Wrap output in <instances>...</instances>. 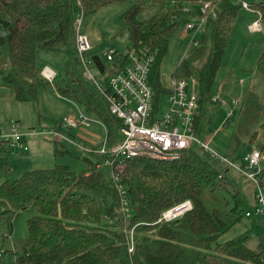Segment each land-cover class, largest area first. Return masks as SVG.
<instances>
[{
    "label": "trees",
    "instance_id": "16d2710c",
    "mask_svg": "<svg viewBox=\"0 0 264 264\" xmlns=\"http://www.w3.org/2000/svg\"><path fill=\"white\" fill-rule=\"evenodd\" d=\"M206 1L211 4L206 13L212 9L214 17H208L198 35V46L192 47V52L181 59L173 73V76H194L197 81L194 133L198 137L205 107L216 93L221 59L242 2L0 0V31L5 33L3 37L0 33V53L8 62V67L0 66L2 83L10 88L16 102L36 106L37 83L43 80L40 72L46 66L39 62L37 53H64L67 56L64 76L57 78L56 75L52 84L46 82L47 85L63 99L81 105L90 118L101 121L107 129L109 143L118 141L120 121L109 113L99 92L79 74L80 66L74 54L75 19L79 14L91 15L110 4L129 6L120 16L129 33L127 51H115L106 65L97 57L92 58L99 72L104 68L107 76H111L127 66L125 54L129 50L151 51L154 61L148 82L157 103L166 93L159 76L160 61L170 38L181 28L182 8L189 7V17H195L197 9ZM248 6L264 19V0ZM147 12L149 16L140 19ZM203 54V64L196 67ZM254 70L264 75V49L255 61ZM263 113L260 98L254 88H248L237 121L241 125L240 117L243 120L248 117L252 125L248 129L241 126V135L233 132L226 153H218L232 160L243 147L248 145L244 151L254 148L250 146L257 139L253 129L259 126ZM52 143L54 155L68 154L59 148L55 139ZM258 150L261 153L262 149ZM85 161L87 168L81 172L55 163L49 168L25 171L10 182L12 166L8 146L0 141V172L4 177L0 184V220L10 221L27 209L35 213L27 220V237L14 243L15 264H264V233L255 235L254 244H250L249 233L218 241L257 202L255 194L249 202L247 194L234 183L229 176L233 169L228 164L212 158L196 145L175 161L146 157L125 159L119 173L125 204L112 180L111 170ZM205 198L215 204L208 206ZM184 200L192 203L190 211L175 221L156 223L163 211ZM244 203L248 209H244ZM129 242L133 243L131 251ZM0 264H3L1 259Z\"/></svg>",
    "mask_w": 264,
    "mask_h": 264
},
{
    "label": "rangeland",
    "instance_id": "374dc122",
    "mask_svg": "<svg viewBox=\"0 0 264 264\" xmlns=\"http://www.w3.org/2000/svg\"><path fill=\"white\" fill-rule=\"evenodd\" d=\"M259 1L261 0H234V2H244L247 5ZM128 7L127 4H110L100 8L96 13L81 16L80 31L87 35L91 44L89 51L91 63L87 68L92 76L102 83L103 75L99 72L96 63L92 61V57L99 58L106 65L104 56L106 51L111 49L120 53L127 51L130 46L129 33L124 28L120 16ZM149 14L150 12L140 15V19L147 18ZM257 19L259 16L253 10L239 9L216 77V86L223 89L221 92V89L216 87V92L220 93L219 96L226 102V105H218L217 102L209 101L199 125L198 138L200 140L209 138V147L222 154L228 150L233 132L241 135L243 133L241 126L245 125L248 129L252 125L248 117L244 120L242 116L240 117L241 125L237 121V114L246 90L250 87L254 88L260 98V104L264 105V75L254 70L255 61L264 49V32L262 30L264 19L260 21L262 27L260 31L250 32L248 30L252 21ZM187 21V17L181 15L180 22L184 24ZM183 38L180 29L168 42L166 53L159 65L162 85L168 86L181 59L186 58L192 52V47H186L189 37L182 40ZM37 55L39 62L52 69L57 78L64 76V62L67 58L64 53L38 52ZM204 57L203 54V57L195 64L196 67L203 64ZM0 66L8 67L7 58L3 53H0ZM78 69L83 80L92 85L83 76V69L81 67ZM106 73L108 74L107 71ZM223 83L229 86L227 92ZM55 95L56 92L47 85L46 81L40 80L37 83L38 101L36 106L29 103H18L13 99L10 88L2 83L0 75V132L8 136L9 123L17 122L20 127L19 132L28 147L26 151L8 147L9 161L12 166L8 181L11 182L19 178L23 172L30 169L49 168L55 163L68 165L75 172H81L87 168L85 160L94 164L103 163L97 153L104 137L102 127L99 124L90 123L87 126L63 129L61 123L68 118L76 119L78 111L84 116H89L81 105L66 99H59ZM230 111L233 116L231 121H227ZM261 123H264L263 114L262 120L258 123L259 126L257 125L256 129H253L257 133V139L250 146L262 149L263 158L259 162L258 168L264 172V124L261 125ZM49 131L56 134L55 140L58 142L59 148L67 151L65 153L68 154L54 155L52 143L54 139L51 134L47 133ZM247 146L243 147L238 155L247 149ZM229 176L247 194L249 202H252L253 194H255L252 184L235 170H230ZM3 180L4 177L0 172V184ZM204 202L208 206L215 204L208 198H205ZM248 208V204L244 203V209ZM33 215H35L34 211L27 209L21 211L10 221L0 220V259L3 264H15V256L12 253L14 243L27 237L26 223ZM246 233L250 234V244H254L255 235L264 233V215L255 216L252 214L249 217L242 215L238 222L220 235L218 241L225 242Z\"/></svg>",
    "mask_w": 264,
    "mask_h": 264
},
{
    "label": "built area",
    "instance_id": "2783aa9c",
    "mask_svg": "<svg viewBox=\"0 0 264 264\" xmlns=\"http://www.w3.org/2000/svg\"><path fill=\"white\" fill-rule=\"evenodd\" d=\"M241 6L245 10H252L244 2L241 3ZM209 8H211V4L206 1L197 9L195 17H189V7L182 8V14L186 17L188 15L187 23H181L180 28L182 36L184 38L189 37L186 47L198 46V35L203 30L204 23L209 16L214 17L212 9L206 13ZM257 15L259 19L252 21L248 26L250 32L261 30V18L259 14ZM81 16L82 14H79L74 22L75 59L83 69V76L91 82L92 86L106 101L109 113L120 121L118 134L121 139L109 143L105 125L99 120L84 116L79 111L76 119L68 118L61 123V126L65 130L76 126H87L90 123L99 124L102 127L104 137L97 153L102 157L103 163L99 162L95 166L102 165L111 170L112 180L122 196L123 204H125V191L120 183L119 173L123 168L125 159L146 157L155 161H175L181 157L184 151L192 145H196L212 158L228 164L233 170L254 184L257 205L247 212L246 216L264 215V180L260 182L261 171L258 168V164L263 158L260 151L255 147L243 151L234 158L239 160L237 162L234 159L229 160L211 149L209 138L200 140L195 135L194 120L198 109V90L195 77L172 76L168 86L163 85L166 93L161 95L155 103L154 93L148 82L154 54L146 48H140L129 50L125 54L128 64L122 71L107 76L106 70L103 68L100 72L103 75V83L98 81L87 68L91 63L89 56L91 44L87 35L80 31ZM114 52L112 49L106 51L105 60L110 61ZM40 75L49 84H52L56 77L55 72L48 66L42 68ZM219 94L216 92L212 95L210 101L217 102L218 105H226ZM231 113L232 111L228 113V116ZM19 128L17 122L11 121L8 136L0 132V141L6 143L8 147L26 151L28 149L27 143L23 140ZM47 133L56 136L53 131ZM191 209L190 200H184L163 211L156 223L175 221ZM132 244L129 242V251L132 249Z\"/></svg>",
    "mask_w": 264,
    "mask_h": 264
},
{
    "label": "crops",
    "instance_id": "0c3cea01",
    "mask_svg": "<svg viewBox=\"0 0 264 264\" xmlns=\"http://www.w3.org/2000/svg\"><path fill=\"white\" fill-rule=\"evenodd\" d=\"M244 10H245V9H244ZM260 25H261V23H260ZM261 29H262V27H261ZM43 80H44V79H43ZM240 81H242V80H240ZM240 83H242V82H240ZM223 84L225 85L226 83H223ZM228 87H229V86H226V85H225V91H226V90L228 91V89H229ZM217 88H219V86H217ZM219 89H221V92L223 91L222 88H219ZM227 91H226V92H227ZM55 96H57V98H59V99H63L62 97L58 96L57 94H56ZM235 101H236V100H235ZM51 136H52L53 139H56V138H57V136H55V137H54L53 135H51ZM79 138L82 139L81 137H79ZM88 143H89V142H88Z\"/></svg>",
    "mask_w": 264,
    "mask_h": 264
},
{
    "label": "water",
    "instance_id": "95a60500",
    "mask_svg": "<svg viewBox=\"0 0 264 264\" xmlns=\"http://www.w3.org/2000/svg\"><path fill=\"white\" fill-rule=\"evenodd\" d=\"M0 33H1V36L3 37L4 35H5V33L3 32V31H0ZM230 120V119H229ZM228 120V121H229ZM263 120H264V113H263Z\"/></svg>",
    "mask_w": 264,
    "mask_h": 264
}]
</instances>
